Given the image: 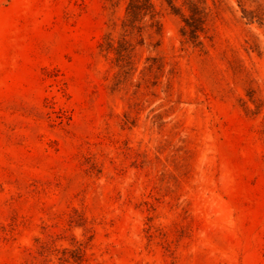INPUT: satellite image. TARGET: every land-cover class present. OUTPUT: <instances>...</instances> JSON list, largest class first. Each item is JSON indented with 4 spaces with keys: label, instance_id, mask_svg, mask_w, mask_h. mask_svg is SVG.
Wrapping results in <instances>:
<instances>
[{
    "label": "rangeland",
    "instance_id": "obj_1",
    "mask_svg": "<svg viewBox=\"0 0 264 264\" xmlns=\"http://www.w3.org/2000/svg\"><path fill=\"white\" fill-rule=\"evenodd\" d=\"M0 0V264H264V0Z\"/></svg>",
    "mask_w": 264,
    "mask_h": 264
},
{
    "label": "trees",
    "instance_id": "obj_2",
    "mask_svg": "<svg viewBox=\"0 0 264 264\" xmlns=\"http://www.w3.org/2000/svg\"><path fill=\"white\" fill-rule=\"evenodd\" d=\"M202 2L203 0H192L191 14L184 19L186 26L189 28L190 36L195 39L199 37V32L203 30L205 23V17L199 7V4ZM127 9L129 16H131L134 22H136L140 16L145 17L151 14V17L155 18L156 15L151 0H131Z\"/></svg>",
    "mask_w": 264,
    "mask_h": 264
}]
</instances>
